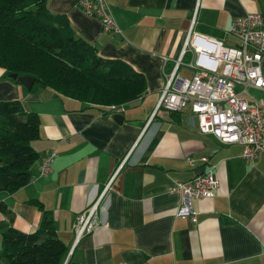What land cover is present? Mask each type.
I'll return each mask as SVG.
<instances>
[{
    "label": "crops",
    "instance_id": "0c3cea01",
    "mask_svg": "<svg viewBox=\"0 0 264 264\" xmlns=\"http://www.w3.org/2000/svg\"><path fill=\"white\" fill-rule=\"evenodd\" d=\"M106 2L119 32L104 30L82 0H47V6L64 14L100 57L123 60L142 74L140 97L115 109L92 105L46 88L30 91L0 67V100H19L40 118L31 179L13 193L0 192V264H7L5 230L37 229V201L50 210L68 246L62 264H264V152L246 161L240 144L200 133L190 104L173 115L156 109L188 34L236 45L232 21L250 12L264 16V0ZM261 67L264 75V57ZM192 75L180 65L172 86L180 85L178 76ZM248 93L264 101V88ZM115 113L122 114L120 122ZM51 153V170L41 174L42 159ZM209 166L218 179L213 196L191 200L195 221L177 215L181 197L168 187ZM102 193L92 232L76 239V218Z\"/></svg>",
    "mask_w": 264,
    "mask_h": 264
},
{
    "label": "trees",
    "instance_id": "16d2710c",
    "mask_svg": "<svg viewBox=\"0 0 264 264\" xmlns=\"http://www.w3.org/2000/svg\"><path fill=\"white\" fill-rule=\"evenodd\" d=\"M0 67L9 78L32 76L30 91L46 88L92 105L117 108L146 91L142 74L123 60L100 57L64 14L48 9L47 0H0ZM39 136L37 113L19 100H0V192L13 193L29 182L39 157L31 143ZM35 205L42 217L34 232L8 228L1 235L7 264H62L66 258L68 246L50 210Z\"/></svg>",
    "mask_w": 264,
    "mask_h": 264
},
{
    "label": "built area",
    "instance_id": "2783aa9c",
    "mask_svg": "<svg viewBox=\"0 0 264 264\" xmlns=\"http://www.w3.org/2000/svg\"><path fill=\"white\" fill-rule=\"evenodd\" d=\"M82 6L86 14L101 21L104 30L119 32L108 12L106 0H82ZM229 32L238 39L236 45L188 34L161 91L156 109L179 112L190 104L200 133L210 134L223 144H240L241 157L253 161L264 152V101L252 97L248 89L264 88L261 67L264 16L250 12L237 17L232 21ZM180 65L190 67L193 75L190 79L178 76L180 85L173 87L176 69ZM53 159L54 153L42 159L41 174L51 170ZM201 161L207 163V158L201 157ZM189 163L193 166V159H189ZM123 164L124 160L118 169ZM217 186V176L210 166L202 168L199 174L186 182H173L168 191L181 197L177 215L190 216L195 221L196 212L191 200L212 197ZM103 193L76 218V239L92 232Z\"/></svg>",
    "mask_w": 264,
    "mask_h": 264
},
{
    "label": "water",
    "instance_id": "95a60500",
    "mask_svg": "<svg viewBox=\"0 0 264 264\" xmlns=\"http://www.w3.org/2000/svg\"><path fill=\"white\" fill-rule=\"evenodd\" d=\"M10 78L15 79L17 82L22 84L27 89H30L33 85V82H34V78L30 75L17 76V74H10ZM112 117L117 122H120L123 119V116L120 113H115V114H113Z\"/></svg>",
    "mask_w": 264,
    "mask_h": 264
},
{
    "label": "rangeland",
    "instance_id": "374dc122",
    "mask_svg": "<svg viewBox=\"0 0 264 264\" xmlns=\"http://www.w3.org/2000/svg\"><path fill=\"white\" fill-rule=\"evenodd\" d=\"M183 68H185V67H183ZM191 71V70H190ZM183 77H188L189 76V74H187L186 72H183L182 74H181ZM190 77V76H189Z\"/></svg>",
    "mask_w": 264,
    "mask_h": 264
}]
</instances>
